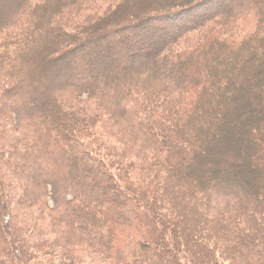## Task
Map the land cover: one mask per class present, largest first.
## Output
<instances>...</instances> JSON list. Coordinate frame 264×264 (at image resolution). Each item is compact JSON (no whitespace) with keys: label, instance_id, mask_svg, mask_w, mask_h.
Wrapping results in <instances>:
<instances>
[{"label":"trees","instance_id":"trees-1","mask_svg":"<svg viewBox=\"0 0 264 264\" xmlns=\"http://www.w3.org/2000/svg\"><path fill=\"white\" fill-rule=\"evenodd\" d=\"M0 264H264V0H0Z\"/></svg>","mask_w":264,"mask_h":264},{"label":"rangeland","instance_id":"rangeland-1","mask_svg":"<svg viewBox=\"0 0 264 264\" xmlns=\"http://www.w3.org/2000/svg\"><path fill=\"white\" fill-rule=\"evenodd\" d=\"M217 3H219L220 4V2L222 3H224V2H226V1H228V0H215ZM210 2V1H209ZM209 2H206L205 4H201V5H197V6H195V7H193V8H190L191 10H189L187 13H186V17H190L191 15H193V13H194V10H196V9H199V8H202L203 6H205V5H207ZM210 4H212V3H210ZM205 9V8H204ZM203 9V10H204ZM197 11V10H196ZM195 11V12H196ZM177 22H174V23H172V24H170V25H173V24H176ZM142 34V33H141ZM141 34H139L138 36H141ZM162 34H164V28H160V29H158V30H154L152 33H144L142 36L144 37V40L145 41H147L148 43L150 42V41H152L153 40V38L152 37H154V36H157V35H162ZM105 35V34H104ZM105 40H107L106 38H105V36H103V35H101V36H99L94 42H91V44H88V45H86L85 46V48L83 49V51L85 52L86 50H90V51H97L98 50V47H100V45H102L103 44V42L105 41ZM101 61V60H100ZM100 61H96V63H100ZM101 62H103V61H101ZM228 117V116H227ZM235 128H237V126L235 127ZM229 187H231V186H229ZM232 188V187H231Z\"/></svg>","mask_w":264,"mask_h":264}]
</instances>
